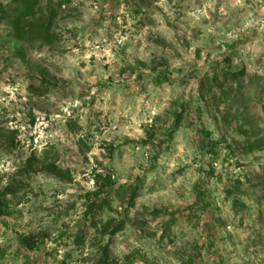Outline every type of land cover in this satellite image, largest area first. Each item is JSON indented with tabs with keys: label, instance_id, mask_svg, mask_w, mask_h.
Instances as JSON below:
<instances>
[{
	"label": "rangeland",
	"instance_id": "obj_1",
	"mask_svg": "<svg viewBox=\"0 0 264 264\" xmlns=\"http://www.w3.org/2000/svg\"><path fill=\"white\" fill-rule=\"evenodd\" d=\"M47 4L0 17V264H264V0Z\"/></svg>",
	"mask_w": 264,
	"mask_h": 264
},
{
	"label": "trees",
	"instance_id": "obj_2",
	"mask_svg": "<svg viewBox=\"0 0 264 264\" xmlns=\"http://www.w3.org/2000/svg\"><path fill=\"white\" fill-rule=\"evenodd\" d=\"M61 5L62 4H59L58 7H60ZM41 9V6L38 5V0H16L12 5L7 6L6 8L0 7V17L5 19L8 14L14 12L15 18L13 24L16 27L14 33L16 34L18 40L35 39L46 43L50 40V14L53 13V7L49 4L45 6L44 10L47 9L46 18H44ZM28 162H30V160H28ZM46 168L48 169V172L55 177L62 180L68 179L66 174H64L61 170L57 169L54 166L48 165L46 166ZM100 179V176H96V183H98ZM9 193L10 189H7L2 195ZM121 227L122 224H118L111 230L108 236V242L102 248L100 258L99 260H97L96 264H116L109 258V245L111 239L115 236L116 231H118ZM76 242L78 243L77 240Z\"/></svg>",
	"mask_w": 264,
	"mask_h": 264
}]
</instances>
